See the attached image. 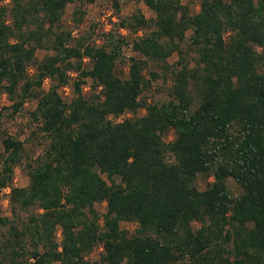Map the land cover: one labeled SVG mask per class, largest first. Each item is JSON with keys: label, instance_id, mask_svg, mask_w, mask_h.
I'll return each mask as SVG.
<instances>
[{"label": "trees", "instance_id": "1", "mask_svg": "<svg viewBox=\"0 0 264 264\" xmlns=\"http://www.w3.org/2000/svg\"><path fill=\"white\" fill-rule=\"evenodd\" d=\"M93 1L0 4V89L11 113L35 100L43 138L23 162L22 141L1 137L11 217L0 215V264H84L94 246L92 264H264V0H198L196 11L192 0H141L151 18L118 16L97 43L94 25L76 38L59 26L68 3ZM72 14L81 21L79 6ZM37 49L50 53L37 60ZM158 78L169 85L147 101ZM20 164L27 184L14 186ZM197 174L211 177L202 189Z\"/></svg>", "mask_w": 264, "mask_h": 264}, {"label": "rangeland", "instance_id": "2", "mask_svg": "<svg viewBox=\"0 0 264 264\" xmlns=\"http://www.w3.org/2000/svg\"><path fill=\"white\" fill-rule=\"evenodd\" d=\"M182 3H186L187 0H181ZM0 4H7V0H3ZM78 7L82 10V18L80 22H75L73 20V10ZM198 7V0H192L189 4L190 11H196ZM134 11H139L146 18H151L153 12L147 8L141 0H119L118 10L116 11L111 3V0H94L91 3H85L78 5L76 2L68 3L61 15L59 20V26L64 29L71 30V36L76 38L78 35L89 34L90 26H93L92 35H90L89 40L95 39L97 43L98 37H96L102 27L104 30L109 28L113 22H116L118 16H127ZM126 31H124L125 33ZM146 30L138 31L136 35L145 33ZM188 34V32H187ZM134 35L126 34V39L130 40ZM126 54H131L128 50H123ZM50 53V51L44 49H37L35 51V58L39 60L44 54ZM176 59V54H171L167 61L169 63L173 62ZM86 65V63H85ZM121 67V66H120ZM148 68L158 69L151 62L148 63ZM33 66L30 65L27 68V73H32ZM119 70V67H116ZM125 67L122 68V72L125 74ZM73 76V74L71 75ZM70 82V81H69ZM49 80H45L42 84V88L46 89L48 87ZM91 80L89 78L85 79V82L81 86V91L84 96H87L91 90ZM169 85L168 80H162L160 78L156 79L151 83V86L143 93V96L147 101H151L153 98H159L161 94L165 91ZM96 92V91H95ZM58 93L60 94L63 100H68L71 95V85L70 83L62 88H58ZM10 100L7 98L6 94L0 89V141L4 133H7L14 138H17L22 141L23 144V162L29 158L34 157L36 154L42 152L43 148V138L39 130L37 129L38 123L33 121L30 118L29 112L35 106V100L32 98L25 99L22 106L15 113H11L9 108ZM143 109L137 110V115H141ZM130 113L124 112L122 115L117 117L109 116L112 120H121L123 118L130 117ZM173 133L168 131L165 140H171ZM1 150V143H0ZM169 161V157H166ZM211 177H205L203 174H197L195 178V185L202 189L205 186V183L210 181ZM12 184L14 186H25L27 184V176L25 170L22 167V164L16 165L13 169V178ZM228 186L231 188L233 193H238L239 188L232 182L231 179L227 182ZM7 194L8 188H3L0 191V215L1 216H10V210L7 203ZM95 209L98 213L104 212V203H96ZM20 216L24 217V213L21 212ZM120 228L123 229L127 234H132L135 230L136 224L130 221H122L119 224ZM193 227H197V223L192 222ZM60 238V231L57 227L55 232V240L58 241ZM100 252L99 246H94L84 257V264H92L98 258ZM53 264H58L54 262Z\"/></svg>", "mask_w": 264, "mask_h": 264}, {"label": "built area", "instance_id": "3", "mask_svg": "<svg viewBox=\"0 0 264 264\" xmlns=\"http://www.w3.org/2000/svg\"><path fill=\"white\" fill-rule=\"evenodd\" d=\"M122 32L124 33V30H122Z\"/></svg>", "mask_w": 264, "mask_h": 264}, {"label": "crops", "instance_id": "4", "mask_svg": "<svg viewBox=\"0 0 264 264\" xmlns=\"http://www.w3.org/2000/svg\"><path fill=\"white\" fill-rule=\"evenodd\" d=\"M100 248V247H99Z\"/></svg>", "mask_w": 264, "mask_h": 264}]
</instances>
